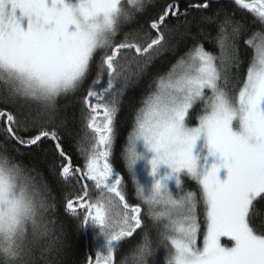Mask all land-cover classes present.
I'll list each match as a JSON object with an SVG mask.
<instances>
[{"label": "snow or ice", "instance_id": "snow-or-ice-1", "mask_svg": "<svg viewBox=\"0 0 264 264\" xmlns=\"http://www.w3.org/2000/svg\"><path fill=\"white\" fill-rule=\"evenodd\" d=\"M230 3L0 0V264H60L58 187L63 211L105 240L86 264H264V0ZM241 43L253 49L243 72ZM73 102L87 129L79 150ZM9 149L50 152L48 176Z\"/></svg>", "mask_w": 264, "mask_h": 264}, {"label": "trees", "instance_id": "trees-1", "mask_svg": "<svg viewBox=\"0 0 264 264\" xmlns=\"http://www.w3.org/2000/svg\"><path fill=\"white\" fill-rule=\"evenodd\" d=\"M225 7L228 10H232V5L230 0H222ZM241 12L237 10V18H240ZM134 27V25L129 26V30ZM255 30V29H254ZM246 39L248 37H245ZM205 45V47L209 51H214L216 55H219V49L215 47L212 43L211 36H208L205 40L200 41ZM191 47V41H181L180 44V52L179 55H183L186 53ZM240 55L243 58L244 64L241 68L243 72L248 63L253 56V49L244 44H240ZM179 55L176 59L179 58ZM175 62V61H173ZM165 67H170V65H165ZM147 89L143 84L135 86L128 93V100H126L123 104L122 112H121V120H120V145L117 147V153L119 154L120 148L123 147L126 142L127 136L131 131L132 126V118L134 114V108L139 107V101L142 96L146 94ZM130 101V102H129ZM63 103V101H62ZM69 114L72 117L70 120L71 126L76 132L75 140L72 143V148L75 150L80 149V136L87 132L86 127H84V120L80 110V105L78 103L73 102V106L69 109ZM44 149H50V143L46 142L43 146ZM33 152L36 154L34 158L33 155L25 154L17 155V153L13 152L9 149V155L15 157L16 161L22 162L24 165L28 167L35 166L38 171L42 172L45 176H48V167L50 162L53 160V156L50 154H46L42 150L33 149ZM76 152H74V157ZM82 156L80 159L76 160L79 163L82 160ZM119 159V155H118ZM120 168L122 170V174H126V170L123 167V162L120 161ZM49 181L51 182V177L49 176ZM129 185H131V180L129 179ZM187 188L194 189V185L192 183H187ZM68 189L66 187H58L56 190V195L53 196L52 204L55 208L57 201L61 206V210L59 211L58 217L53 216L54 221L56 222V233L58 239H55V242L59 245H62V252L59 257L60 264H86V257L89 255H93L96 252L98 244L100 245V241H102L101 235L98 234V229L94 227H87L83 230L81 229V220L83 213L76 214L77 218H73V214L65 213L63 211V204L65 202V197L68 194ZM139 240V237H137ZM154 246L155 245V236H153ZM127 246H125L126 251ZM166 254V250L162 247L158 253L161 261L163 260Z\"/></svg>", "mask_w": 264, "mask_h": 264}, {"label": "rangeland", "instance_id": "rangeland-1", "mask_svg": "<svg viewBox=\"0 0 264 264\" xmlns=\"http://www.w3.org/2000/svg\"><path fill=\"white\" fill-rule=\"evenodd\" d=\"M161 173H163V169H161ZM136 177L141 184L145 186V188H149L153 182V178L149 175V169L144 161H141L136 166ZM102 241H100V245L98 244L96 251H105V240L102 237ZM225 243H229L227 240Z\"/></svg>", "mask_w": 264, "mask_h": 264}, {"label": "water", "instance_id": "water-1", "mask_svg": "<svg viewBox=\"0 0 264 264\" xmlns=\"http://www.w3.org/2000/svg\"><path fill=\"white\" fill-rule=\"evenodd\" d=\"M87 227H85V229H86Z\"/></svg>", "mask_w": 264, "mask_h": 264}]
</instances>
